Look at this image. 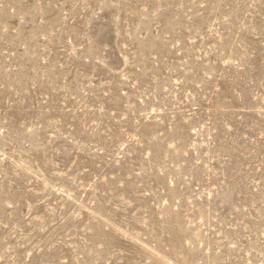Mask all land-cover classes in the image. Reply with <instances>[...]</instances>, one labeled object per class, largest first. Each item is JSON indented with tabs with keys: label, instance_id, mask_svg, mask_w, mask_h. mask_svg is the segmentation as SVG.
<instances>
[{
	"label": "rangeland",
	"instance_id": "1",
	"mask_svg": "<svg viewBox=\"0 0 264 264\" xmlns=\"http://www.w3.org/2000/svg\"><path fill=\"white\" fill-rule=\"evenodd\" d=\"M0 264H264V0H0Z\"/></svg>",
	"mask_w": 264,
	"mask_h": 264
}]
</instances>
